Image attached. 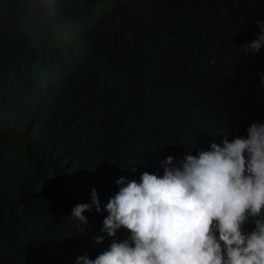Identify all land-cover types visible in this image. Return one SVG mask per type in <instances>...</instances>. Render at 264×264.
<instances>
[{"label": "trees", "instance_id": "1", "mask_svg": "<svg viewBox=\"0 0 264 264\" xmlns=\"http://www.w3.org/2000/svg\"><path fill=\"white\" fill-rule=\"evenodd\" d=\"M258 21L264 0H0V264L95 259L129 233L71 217L93 190L264 123Z\"/></svg>", "mask_w": 264, "mask_h": 264}, {"label": "clouds", "instance_id": "2", "mask_svg": "<svg viewBox=\"0 0 264 264\" xmlns=\"http://www.w3.org/2000/svg\"><path fill=\"white\" fill-rule=\"evenodd\" d=\"M257 23L246 53L264 48V22ZM164 163L171 166L162 176L118 179L119 191L103 207L95 190L90 204L74 207L71 217L84 225L85 211L106 212L102 231L110 238L121 228L129 233L77 264H264V123L253 122L246 137ZM249 221L254 230L245 232Z\"/></svg>", "mask_w": 264, "mask_h": 264}]
</instances>
